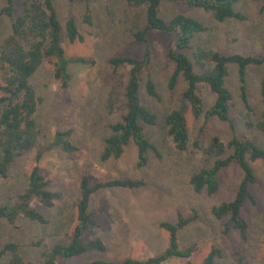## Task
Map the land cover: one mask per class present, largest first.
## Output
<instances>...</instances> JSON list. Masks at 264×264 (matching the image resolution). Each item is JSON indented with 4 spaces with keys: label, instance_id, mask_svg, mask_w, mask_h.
<instances>
[{
    "label": "rangeland",
    "instance_id": "obj_1",
    "mask_svg": "<svg viewBox=\"0 0 264 264\" xmlns=\"http://www.w3.org/2000/svg\"><path fill=\"white\" fill-rule=\"evenodd\" d=\"M15 14L20 11L17 2ZM4 2H0V9ZM56 13L61 25L67 19L75 20L81 41L69 42L63 35L61 44L67 57H92L94 63L87 67L75 65L76 75L63 85L55 77V65L45 62L31 78L36 93L42 98L36 112L39 128V143L34 150L22 154L13 164L6 178L0 181V203L14 200L26 184V177L34 165L36 149L46 147L52 142L58 130H72L75 152L49 149L39 163L41 172L57 182L50 189L61 194L52 207L33 203L50 223L42 226L25 218L10 225L0 220V250L5 243L14 241L20 245L25 264H40L44 246L67 238L76 222L74 204L79 197V181L83 174L94 183L114 177H134L144 185L134 188L105 187L96 191L91 198L95 218L105 224L103 230H90L86 238L99 237L106 245L103 252H88L78 257L61 260L66 264H77L94 259L120 260L127 256L146 258L159 254L167 245V232L159 226L162 221L175 222L177 213L184 216L197 215L196 221L178 233L182 246L195 244L196 249L190 256L191 264H200L211 247L218 248L221 256L218 264H264V163L256 161L253 168L257 184L251 187L253 202H247L242 215L247 220L248 239L243 241L235 231L223 234L220 220L215 219L210 208L232 198L234 188L241 178L236 165H230L218 172L219 188L208 195L205 191L195 192L189 183L190 176L201 167L212 164L213 157L201 150L189 147L178 151L166 133L164 115L178 101L186 83L180 77L173 90L167 87L174 63L167 56L173 34L149 32L151 62L143 72L140 97L144 105L157 114V124L144 125L149 140L157 147L160 156L149 151L148 162L143 167L136 165V146L131 142L125 147L118 159L101 160L104 139L111 134L109 125L119 121L125 110L124 85L128 79L130 66L120 65L116 70L109 58L122 55L139 57L143 45L132 43V18L141 14L145 8L129 7L125 0H92L88 3L79 0H54ZM244 19H228L217 22L212 14L196 8H187L170 2H162L160 15L169 19L177 13L192 15L202 21L205 31L195 34L185 53L194 61L193 52L203 49L218 50L223 54L238 52L244 55L264 56V10L259 0H239L236 5ZM90 16V23L84 16ZM11 18L0 14V43L11 31ZM199 70V69H197ZM264 70L263 65H251L247 70L246 93L252 106V118L258 121L264 117V104L261 102L259 82ZM147 73L153 79L160 99L146 95L144 81ZM2 70L0 68V81ZM120 74V83L118 81ZM232 94L230 115L235 120L238 132L264 146V132L256 127L245 126V107L241 100L240 83L236 66H229L225 80ZM119 91L113 107L107 103L108 93L116 88ZM198 93L204 107H209L214 95L207 85H198ZM189 138L193 141L199 136L205 147L213 136L227 144L230 134L227 124L211 118L202 134L198 131L203 116L194 118L188 111L185 114ZM8 254L0 255V264H7ZM163 264H186L185 260L173 258Z\"/></svg>",
    "mask_w": 264,
    "mask_h": 264
},
{
    "label": "trees",
    "instance_id": "obj_2",
    "mask_svg": "<svg viewBox=\"0 0 264 264\" xmlns=\"http://www.w3.org/2000/svg\"><path fill=\"white\" fill-rule=\"evenodd\" d=\"M20 1V11L15 14L17 2ZM88 3L92 0H79ZM170 2L187 8H196L208 11L217 22L228 19L241 20L244 15L237 10L239 0H125L132 8L144 7V17L141 14L132 18V43L143 45L139 57L116 55L109 58V63L116 70L120 65L130 66L128 79L124 85L125 110L119 121L109 125L111 134L104 139L101 160L120 158L129 143L136 146L138 167L147 164L149 151L159 157L157 147L149 140L144 131V125L157 124V114L144 105L140 97V87L143 83V72L151 62V47L148 40L149 32H165L173 34V40L168 48L167 56L174 63V69L169 77L167 87L173 90L181 77L185 89L180 93L177 104L163 117L167 135L171 138L178 151H186L189 147L198 149L213 157L212 164L201 167L192 173L189 183L193 191H205L208 195L217 192L219 188L218 172L230 165H236L241 171V178L234 188L231 199L222 201L210 208L212 216L220 220L223 234L235 231L241 240L247 241V220L242 215V208L247 202H253L251 187L257 184V176L253 163H264V146H260L253 139L240 134L237 124L230 115L232 94L226 86L225 80L229 74V66H236L237 77L240 83V95L246 113L244 115L247 128L256 127L264 132V117L258 121L252 118V106L246 93L247 70L251 65H263L264 56L244 55L238 52L223 54L214 49L197 48L193 52L194 61L185 53L195 34L205 31V26L196 17L177 13L169 19L160 15L162 2ZM264 10V0H259ZM4 2L0 14L11 18V31L0 43V181L7 177L14 162L25 152L34 150L39 143V128L36 121V112L42 98L36 93L31 82L32 76L45 63L55 65L54 74L63 85L71 81L76 74L71 70L75 65L84 67L94 63L92 57L65 55L61 44L64 35L69 42L81 41L83 36L78 31L75 20L69 18L64 27L61 25L54 0H0ZM84 21L90 23V16L86 14ZM199 69V70H197ZM119 83L121 81L120 74ZM205 84L214 95L212 104L205 108L198 93V85ZM109 93L107 103L109 107L117 102L119 91L117 85ZM147 96L160 99L156 85L147 73L144 81ZM261 102L264 104V70L259 82ZM190 112L194 118L203 116L199 128L201 135L211 118L225 122L230 138L224 144L218 136H213L205 147H202L199 136L193 141L189 132L185 114ZM49 149H59L64 152H75L72 130H58L52 142L44 148L36 149L34 165L26 177V184L16 195L14 200L0 203V220L7 224H14L18 218L46 226L50 223L33 203H40L45 207H52L61 197V194L50 189L57 180L47 178L41 172L39 163L43 154ZM144 185V182L134 177H114L92 183L86 174L80 177L79 197L74 207L76 222L67 238L56 241L50 247L46 245L41 251L40 264H66L61 260L81 256L88 252H103L106 245L99 237L86 238L90 230H103L105 224L95 218L91 207L92 195L105 187L134 189ZM197 215L184 216L177 213L175 222L162 221L159 226L167 232V245L162 252L146 258L127 256L120 260L94 259L77 264H163L173 258L183 259L191 264L189 258L196 249L194 243L182 246L178 233L192 222ZM8 254L7 264H25L24 257L17 242L10 241L4 244L0 255ZM221 256L218 248L211 247L200 264H218Z\"/></svg>",
    "mask_w": 264,
    "mask_h": 264
}]
</instances>
